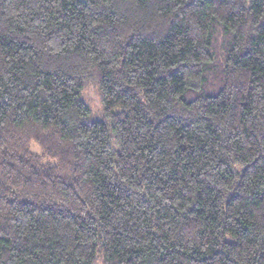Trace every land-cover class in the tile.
<instances>
[{
    "label": "trees",
    "instance_id": "16d2710c",
    "mask_svg": "<svg viewBox=\"0 0 264 264\" xmlns=\"http://www.w3.org/2000/svg\"><path fill=\"white\" fill-rule=\"evenodd\" d=\"M0 264H264V0H0Z\"/></svg>",
    "mask_w": 264,
    "mask_h": 264
}]
</instances>
